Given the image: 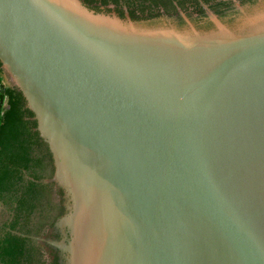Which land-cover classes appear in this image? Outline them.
Instances as JSON below:
<instances>
[{
  "label": "water",
  "instance_id": "water-1",
  "mask_svg": "<svg viewBox=\"0 0 264 264\" xmlns=\"http://www.w3.org/2000/svg\"><path fill=\"white\" fill-rule=\"evenodd\" d=\"M233 4L200 32L179 8L189 31L0 0L1 76L65 200L38 238L59 264H264V4Z\"/></svg>",
  "mask_w": 264,
  "mask_h": 264
},
{
  "label": "trees",
  "instance_id": "trees-1",
  "mask_svg": "<svg viewBox=\"0 0 264 264\" xmlns=\"http://www.w3.org/2000/svg\"><path fill=\"white\" fill-rule=\"evenodd\" d=\"M82 1L95 12H100V7L114 5L121 18L125 8L131 20L143 28L164 27L163 23L169 20L182 30L184 22L177 13L179 8L196 30H214L203 9L200 19L191 16L185 7L186 0ZM200 1L223 24L235 27L229 12L234 8L233 0ZM236 1L249 9L257 3V0ZM0 74L4 76L1 68ZM2 97L6 108L0 112V264H58V252L38 241L41 237L59 239L57 234H49V229L65 213L62 190L46 182L53 175L51 155L34 130L36 122L22 94L13 86L2 85Z\"/></svg>",
  "mask_w": 264,
  "mask_h": 264
},
{
  "label": "flooded vegetation",
  "instance_id": "flooded-vegetation-1",
  "mask_svg": "<svg viewBox=\"0 0 264 264\" xmlns=\"http://www.w3.org/2000/svg\"><path fill=\"white\" fill-rule=\"evenodd\" d=\"M195 1V2H194ZM264 4V0H257V3L251 7L250 9L247 8V7H243L244 9H246L247 11H251L253 9H259L263 6ZM98 5V4H97ZM99 6V5H98ZM114 6V5H113ZM204 6H207L205 4H203L200 0H186V3H185V7L187 8V11L189 13H191V16L193 18H198L200 19V13H201V9L204 10ZM242 7V6H241ZM115 8V7H114ZM113 9H109L108 6L105 7H100V12H103V13H108V14H112V13H115V14H119L117 13L115 10ZM105 9H108V11H106ZM178 9V8H177ZM122 12H123V18L122 19H125V12H127L125 10V8H122ZM232 13L231 17L234 19L235 21V25L236 23L240 22L241 18H243L242 16V13L237 10V8L234 6L233 10L229 11ZM182 13H184L182 11ZM185 14V13H184ZM119 16V15H118ZM129 16V15H128ZM173 16V15H171ZM120 17V16H119ZM130 17V16H129ZM186 17V16H185ZM121 18V17H120ZM187 18V17H186ZM131 19V18H130ZM188 19V18H187ZM183 20V18H182ZM189 20V19H188ZM190 21V20H189ZM184 22V27L182 28V31H189V28L187 26V24L185 23V21L183 20ZM192 24V23H191ZM163 25H171V23L169 22V20H166ZM55 235V234H53ZM60 258V257H59ZM60 261V260H59ZM59 264V263H58Z\"/></svg>",
  "mask_w": 264,
  "mask_h": 264
},
{
  "label": "built area",
  "instance_id": "built-area-1",
  "mask_svg": "<svg viewBox=\"0 0 264 264\" xmlns=\"http://www.w3.org/2000/svg\"><path fill=\"white\" fill-rule=\"evenodd\" d=\"M2 85H3V82L0 81V88ZM4 107H5V98L2 97L0 98V112H3Z\"/></svg>",
  "mask_w": 264,
  "mask_h": 264
},
{
  "label": "crops",
  "instance_id": "crops-1",
  "mask_svg": "<svg viewBox=\"0 0 264 264\" xmlns=\"http://www.w3.org/2000/svg\"><path fill=\"white\" fill-rule=\"evenodd\" d=\"M0 81L3 82V85H4V86H7V84H6V82H5V79L1 76V74H0ZM5 108H6V106H5ZM0 114H1V113H0Z\"/></svg>",
  "mask_w": 264,
  "mask_h": 264
}]
</instances>
